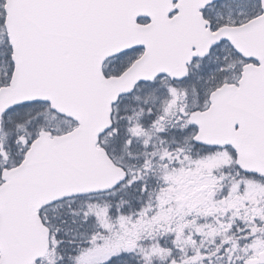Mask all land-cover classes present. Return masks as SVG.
Masks as SVG:
<instances>
[{
  "label": "snow or ice",
  "instance_id": "snow-or-ice-1",
  "mask_svg": "<svg viewBox=\"0 0 264 264\" xmlns=\"http://www.w3.org/2000/svg\"><path fill=\"white\" fill-rule=\"evenodd\" d=\"M0 264H264V0H0Z\"/></svg>",
  "mask_w": 264,
  "mask_h": 264
}]
</instances>
